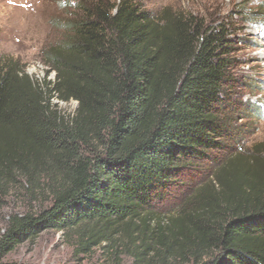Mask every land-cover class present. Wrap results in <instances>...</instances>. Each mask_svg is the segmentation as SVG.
Returning <instances> with one entry per match:
<instances>
[{
  "label": "trees",
  "instance_id": "1",
  "mask_svg": "<svg viewBox=\"0 0 264 264\" xmlns=\"http://www.w3.org/2000/svg\"><path fill=\"white\" fill-rule=\"evenodd\" d=\"M78 11L42 52L40 82L0 60V210L23 199L0 232V264L47 232L76 261L100 251L102 264H264V156L211 162L235 196L224 205L203 204L207 185L171 215L157 209L193 163L224 150L229 30L130 0ZM70 102L71 116L58 110Z\"/></svg>",
  "mask_w": 264,
  "mask_h": 264
},
{
  "label": "rangeland",
  "instance_id": "2",
  "mask_svg": "<svg viewBox=\"0 0 264 264\" xmlns=\"http://www.w3.org/2000/svg\"><path fill=\"white\" fill-rule=\"evenodd\" d=\"M97 0H0V60L16 63L18 69L40 82L47 68L40 56L44 50L65 41L68 24L75 22L80 13L79 6ZM113 4L118 0H108ZM152 13L164 9L172 13L190 15L214 27L223 25L235 41L230 58L234 60L230 75L233 86L227 93L225 122L227 137L220 141L224 148L211 152L206 163H193L176 181L172 191L157 209L171 215L182 208L187 198L197 192L200 186H209L202 197L203 204H225V196L234 194L218 186L213 178L215 165L231 152L242 156H264V73L260 67L263 60H256L261 53L258 46L264 38L256 33H264V0H130ZM222 4L225 6L223 7ZM260 14L257 19L254 14ZM260 66V67H259ZM53 74L48 80L52 81ZM245 105L258 108L257 116L245 110ZM76 103L58 104V110L72 115ZM252 162L251 160H249ZM230 183H234L230 178ZM23 206L21 196H12L0 210V232L11 212H20ZM104 257L100 251L76 261L72 249L61 233L47 232L32 242H26L8 254L4 263L14 264H102Z\"/></svg>",
  "mask_w": 264,
  "mask_h": 264
},
{
  "label": "bare ground",
  "instance_id": "3",
  "mask_svg": "<svg viewBox=\"0 0 264 264\" xmlns=\"http://www.w3.org/2000/svg\"><path fill=\"white\" fill-rule=\"evenodd\" d=\"M232 1H235V0H230V2H232ZM222 6L225 7L223 4H222ZM260 33H256V34H258L262 38H264V33H262V34H260ZM258 46H260L259 48H261V53L259 55L255 56L254 58H256V60L258 59V60H263L264 61V44L262 43L261 45L259 44ZM260 68H261L260 69L261 73H264V65L262 67H260Z\"/></svg>",
  "mask_w": 264,
  "mask_h": 264
}]
</instances>
